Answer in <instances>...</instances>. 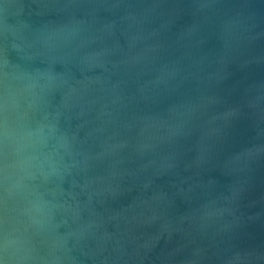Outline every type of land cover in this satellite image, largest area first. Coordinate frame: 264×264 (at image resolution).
<instances>
[{"label": "water", "instance_id": "obj_1", "mask_svg": "<svg viewBox=\"0 0 264 264\" xmlns=\"http://www.w3.org/2000/svg\"><path fill=\"white\" fill-rule=\"evenodd\" d=\"M0 264H264V0H0Z\"/></svg>", "mask_w": 264, "mask_h": 264}]
</instances>
